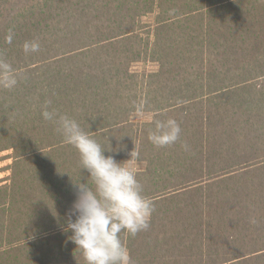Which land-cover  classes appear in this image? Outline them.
Wrapping results in <instances>:
<instances>
[{
  "label": "trees",
  "instance_id": "16d2710c",
  "mask_svg": "<svg viewBox=\"0 0 264 264\" xmlns=\"http://www.w3.org/2000/svg\"><path fill=\"white\" fill-rule=\"evenodd\" d=\"M0 56L20 74L0 88V153L13 159L0 264H85L62 225L73 179L90 178L46 101L130 159L154 202L147 230L121 233L131 264H264V0H0ZM169 117L180 138L156 147L148 133Z\"/></svg>",
  "mask_w": 264,
  "mask_h": 264
},
{
  "label": "clouds",
  "instance_id": "9594fccd",
  "mask_svg": "<svg viewBox=\"0 0 264 264\" xmlns=\"http://www.w3.org/2000/svg\"><path fill=\"white\" fill-rule=\"evenodd\" d=\"M174 11V10H172ZM14 33L9 29L5 37L11 43ZM25 54L38 52L37 40H26L22 45ZM19 73L0 56V88L13 89L18 84ZM51 101L42 106L43 119L52 121L66 143L79 154L83 170H87L90 183L73 179L76 198L66 214L62 230L70 233L67 239L76 245L85 264H131L130 252L121 239V233L136 236L150 226L155 210L154 202L144 195L143 186L135 169L128 161L118 162L114 156L105 155L106 145L84 131L78 121L67 114L49 110ZM143 105L137 106V111ZM181 128L174 118L154 120L148 139L156 147L172 145L180 138ZM111 149V145H107ZM187 150L188 145H183ZM131 159L139 158L135 149ZM50 207V206H49ZM59 218V213L50 207ZM254 222V221H253Z\"/></svg>",
  "mask_w": 264,
  "mask_h": 264
},
{
  "label": "rangeland",
  "instance_id": "374dc122",
  "mask_svg": "<svg viewBox=\"0 0 264 264\" xmlns=\"http://www.w3.org/2000/svg\"><path fill=\"white\" fill-rule=\"evenodd\" d=\"M135 69L138 72H141L143 70H154L156 69V66H154L152 63H139L135 65ZM136 120H145L148 119V116L145 115H137L135 117ZM11 151H5L0 153V181L3 183H6L10 177L11 174V165L13 162V159L11 158ZM135 165L134 163H132Z\"/></svg>",
  "mask_w": 264,
  "mask_h": 264
}]
</instances>
